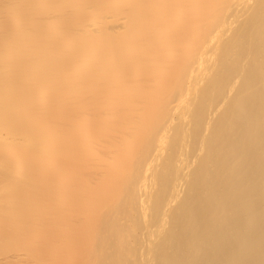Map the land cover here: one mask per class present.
I'll use <instances>...</instances> for the list:
<instances>
[{"label": "bare ground", "instance_id": "obj_1", "mask_svg": "<svg viewBox=\"0 0 264 264\" xmlns=\"http://www.w3.org/2000/svg\"><path fill=\"white\" fill-rule=\"evenodd\" d=\"M0 264H264V0H0Z\"/></svg>", "mask_w": 264, "mask_h": 264}]
</instances>
